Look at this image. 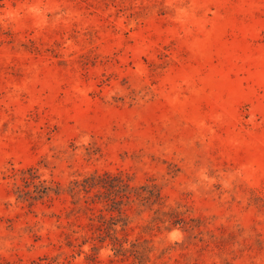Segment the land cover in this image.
Segmentation results:
<instances>
[{
    "label": "rangeland",
    "instance_id": "374dc122",
    "mask_svg": "<svg viewBox=\"0 0 264 264\" xmlns=\"http://www.w3.org/2000/svg\"><path fill=\"white\" fill-rule=\"evenodd\" d=\"M0 264H264V0H0Z\"/></svg>",
    "mask_w": 264,
    "mask_h": 264
}]
</instances>
